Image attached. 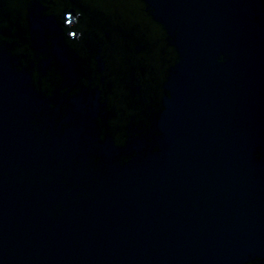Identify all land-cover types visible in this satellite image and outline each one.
I'll list each match as a JSON object with an SVG mask.
<instances>
[{"label": "water", "instance_id": "obj_1", "mask_svg": "<svg viewBox=\"0 0 264 264\" xmlns=\"http://www.w3.org/2000/svg\"><path fill=\"white\" fill-rule=\"evenodd\" d=\"M0 264H264V0H0Z\"/></svg>", "mask_w": 264, "mask_h": 264}]
</instances>
